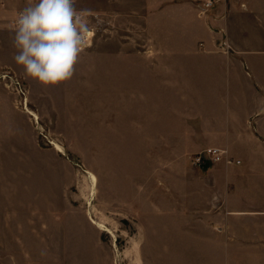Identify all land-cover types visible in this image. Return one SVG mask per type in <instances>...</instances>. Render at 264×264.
Returning a JSON list of instances; mask_svg holds the SVG:
<instances>
[{"label": "crops", "instance_id": "obj_1", "mask_svg": "<svg viewBox=\"0 0 264 264\" xmlns=\"http://www.w3.org/2000/svg\"><path fill=\"white\" fill-rule=\"evenodd\" d=\"M12 1L0 3L9 25L22 10ZM205 2H98L102 20L133 16L129 44L143 46L114 54L128 68L114 65L109 85H125L129 139L148 148L129 203L143 206L140 251L159 252L155 264H264V0ZM213 147L225 160L192 164Z\"/></svg>", "mask_w": 264, "mask_h": 264}, {"label": "rangeland", "instance_id": "obj_2", "mask_svg": "<svg viewBox=\"0 0 264 264\" xmlns=\"http://www.w3.org/2000/svg\"><path fill=\"white\" fill-rule=\"evenodd\" d=\"M99 1L76 0L95 36L73 77L54 86L26 77L13 59L16 26L11 17L0 18V109L9 116L0 122V264H155L161 258L140 251L150 239L138 235L143 206L129 203L130 170L143 171L148 148L129 139L125 85L110 87L114 65L128 68L114 54L143 48L129 44L138 22L128 13L102 20ZM11 3L13 9L29 4ZM9 106L24 114H11Z\"/></svg>", "mask_w": 264, "mask_h": 264}, {"label": "clouds", "instance_id": "obj_3", "mask_svg": "<svg viewBox=\"0 0 264 264\" xmlns=\"http://www.w3.org/2000/svg\"><path fill=\"white\" fill-rule=\"evenodd\" d=\"M76 0H33L17 16L12 45L15 63L43 86L70 80L86 45L88 22Z\"/></svg>", "mask_w": 264, "mask_h": 264}, {"label": "built area", "instance_id": "obj_4", "mask_svg": "<svg viewBox=\"0 0 264 264\" xmlns=\"http://www.w3.org/2000/svg\"><path fill=\"white\" fill-rule=\"evenodd\" d=\"M3 0H0V3ZM214 5V0H206L204 5V10L212 8ZM13 26H16V20L13 21ZM95 36V31L93 29L89 28V32L87 33V40L85 47L89 46ZM84 47V48H85ZM226 151L221 148H208L204 150L203 152L197 154L193 157L192 162L196 166H208L210 164H214L217 162H220L222 160H225Z\"/></svg>", "mask_w": 264, "mask_h": 264}]
</instances>
